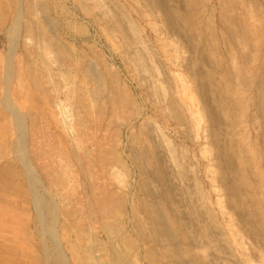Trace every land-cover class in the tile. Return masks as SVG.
I'll list each match as a JSON object with an SVG mask.
<instances>
[{"label": "rangeland", "instance_id": "rangeland-1", "mask_svg": "<svg viewBox=\"0 0 264 264\" xmlns=\"http://www.w3.org/2000/svg\"><path fill=\"white\" fill-rule=\"evenodd\" d=\"M0 264H264V0H0Z\"/></svg>", "mask_w": 264, "mask_h": 264}, {"label": "bare ground", "instance_id": "bare-ground-1", "mask_svg": "<svg viewBox=\"0 0 264 264\" xmlns=\"http://www.w3.org/2000/svg\"><path fill=\"white\" fill-rule=\"evenodd\" d=\"M189 91V90H188ZM183 92H185L184 90H183ZM187 97H189V96H187ZM189 99H192V98H189ZM19 142V141H18ZM22 160V159H21ZM126 250V249H125ZM64 263V262H63Z\"/></svg>", "mask_w": 264, "mask_h": 264}]
</instances>
